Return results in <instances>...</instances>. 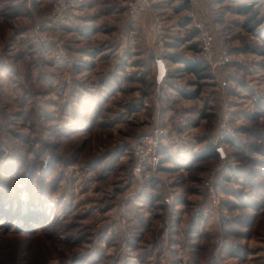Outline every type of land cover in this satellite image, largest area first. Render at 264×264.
<instances>
[{
  "label": "rangeland",
  "instance_id": "1",
  "mask_svg": "<svg viewBox=\"0 0 264 264\" xmlns=\"http://www.w3.org/2000/svg\"><path fill=\"white\" fill-rule=\"evenodd\" d=\"M149 1L0 0V264H264V0Z\"/></svg>",
  "mask_w": 264,
  "mask_h": 264
},
{
  "label": "built area",
  "instance_id": "2",
  "mask_svg": "<svg viewBox=\"0 0 264 264\" xmlns=\"http://www.w3.org/2000/svg\"><path fill=\"white\" fill-rule=\"evenodd\" d=\"M63 0H57L59 9L61 10ZM193 6L198 5V0H189ZM150 9L149 0H129L128 13L133 20H138L143 14ZM200 35L201 52L204 60L210 64L225 63L228 61L226 52H223L217 59L215 57V42L212 34L208 30H204L202 25L197 24ZM159 29L161 27L159 26ZM159 139L156 134H143L135 139L133 144V171L135 175H141L146 167H155L159 161Z\"/></svg>",
  "mask_w": 264,
  "mask_h": 264
},
{
  "label": "trees",
  "instance_id": "3",
  "mask_svg": "<svg viewBox=\"0 0 264 264\" xmlns=\"http://www.w3.org/2000/svg\"><path fill=\"white\" fill-rule=\"evenodd\" d=\"M181 10H189L190 9V5H189V2L188 1H185L183 2L182 4V7H180ZM191 22V19L188 20V23ZM194 38L198 37L199 33H198V30L196 29L194 31ZM193 49H196L197 47V44H193L192 45ZM182 62V64H184V71L188 72V73H195L196 75H200L203 73V71H205V61H202V60H189V59H183L180 60ZM211 153H214L212 155H217V152L214 151V152H210V155ZM160 154H163L165 155V151L163 150L162 153ZM163 159V158H162Z\"/></svg>",
  "mask_w": 264,
  "mask_h": 264
},
{
  "label": "water",
  "instance_id": "4",
  "mask_svg": "<svg viewBox=\"0 0 264 264\" xmlns=\"http://www.w3.org/2000/svg\"><path fill=\"white\" fill-rule=\"evenodd\" d=\"M157 71H158L157 81L160 83V82H162V80L167 75V68H166V65L162 59L157 60ZM219 151H221V150H219Z\"/></svg>",
  "mask_w": 264,
  "mask_h": 264
}]
</instances>
